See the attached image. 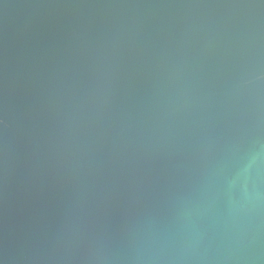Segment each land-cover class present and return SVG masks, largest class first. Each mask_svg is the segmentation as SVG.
<instances>
[{
    "label": "water",
    "instance_id": "obj_1",
    "mask_svg": "<svg viewBox=\"0 0 264 264\" xmlns=\"http://www.w3.org/2000/svg\"><path fill=\"white\" fill-rule=\"evenodd\" d=\"M0 264H264V0H0Z\"/></svg>",
    "mask_w": 264,
    "mask_h": 264
}]
</instances>
